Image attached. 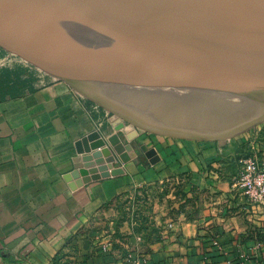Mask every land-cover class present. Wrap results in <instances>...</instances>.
<instances>
[{
	"label": "crops",
	"instance_id": "crops-1",
	"mask_svg": "<svg viewBox=\"0 0 264 264\" xmlns=\"http://www.w3.org/2000/svg\"><path fill=\"white\" fill-rule=\"evenodd\" d=\"M105 116L57 78L0 99V264L59 254L61 264H264V210L233 186L240 160L264 150L255 135L171 142L173 158L158 153L146 169L128 130ZM95 132L124 173L84 182L83 156L101 148L79 153L77 142ZM167 176L178 195L130 209L134 191Z\"/></svg>",
	"mask_w": 264,
	"mask_h": 264
},
{
	"label": "water",
	"instance_id": "water-1",
	"mask_svg": "<svg viewBox=\"0 0 264 264\" xmlns=\"http://www.w3.org/2000/svg\"><path fill=\"white\" fill-rule=\"evenodd\" d=\"M104 1L120 5L118 15L129 17L122 2ZM140 1L143 5L149 2L162 14L186 25L200 40V48L190 49L187 61L194 69L188 74L196 76L194 93L204 95L184 105L190 116H176L169 112L170 106L160 103L126 102L110 86L97 87L91 81L89 87L83 85L71 71L35 49L27 39L28 27L52 20L48 17L53 10L46 16L45 8L50 4L51 9L55 8L60 0H0V42L93 102L151 132L223 142L264 121V0ZM43 13L46 18H42ZM89 14L102 16L95 10H89ZM179 36L183 34L178 32ZM93 139L99 141L91 145L89 140ZM98 147L101 149L83 156L80 173L84 182L124 173L123 168L114 166L116 158L99 132L77 142L79 153ZM146 155L153 163L159 160L153 150Z\"/></svg>",
	"mask_w": 264,
	"mask_h": 264
},
{
	"label": "rangeland",
	"instance_id": "rangeland-1",
	"mask_svg": "<svg viewBox=\"0 0 264 264\" xmlns=\"http://www.w3.org/2000/svg\"><path fill=\"white\" fill-rule=\"evenodd\" d=\"M113 1L117 4L122 2L124 9L129 12L128 18L118 15L120 5L113 6L104 0H94L93 4V0H60L53 9L51 4L47 5L45 14L47 16L53 10L48 17L52 20L44 19L41 25L28 27L27 39L43 55L71 71L83 85L89 87L91 81L97 87H112L119 99L126 102L141 100L148 105L160 103L167 105L165 107L170 106L172 110L169 112L176 116H190L184 105L204 95L203 92L198 95L194 93L196 82L193 81L196 76L188 74L194 70L188 64V53L190 49L200 48L198 37L191 30L188 31L186 25L162 14L149 2L143 1L146 4L143 5L140 0ZM89 10L98 11L103 17L89 14ZM45 14H42V18H46ZM178 32L183 34L179 36L181 39ZM54 78L0 42V99L39 87ZM82 96L97 105L104 115L107 114L105 117L128 130L129 137L136 145L137 159L145 167L146 163L150 165L146 155L150 150L157 155L169 153V160L172 159L174 151L171 142H212L216 145L220 142L183 139L151 132ZM251 134L255 135L253 140L260 146L264 145V121L226 141L230 143ZM167 178L159 186L154 183L134 191L130 209L148 212L150 204L147 201L150 202L153 197L163 199L171 190L178 195L180 183L171 184Z\"/></svg>",
	"mask_w": 264,
	"mask_h": 264
},
{
	"label": "built area",
	"instance_id": "built-area-1",
	"mask_svg": "<svg viewBox=\"0 0 264 264\" xmlns=\"http://www.w3.org/2000/svg\"><path fill=\"white\" fill-rule=\"evenodd\" d=\"M264 150L255 147L254 151L240 160L239 173L233 179V186L240 189L248 203L256 209L264 210ZM218 245V242L215 241ZM67 264V263H66ZM69 264V263H68ZM130 264H150L145 259L135 257Z\"/></svg>",
	"mask_w": 264,
	"mask_h": 264
},
{
	"label": "trees",
	"instance_id": "trees-1",
	"mask_svg": "<svg viewBox=\"0 0 264 264\" xmlns=\"http://www.w3.org/2000/svg\"><path fill=\"white\" fill-rule=\"evenodd\" d=\"M60 258H61V255L59 254V255L55 258V264H61V262H60Z\"/></svg>",
	"mask_w": 264,
	"mask_h": 264
}]
</instances>
